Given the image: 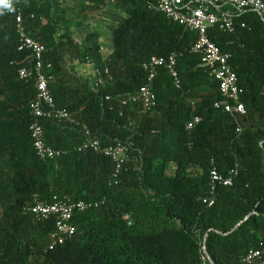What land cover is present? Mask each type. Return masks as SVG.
<instances>
[{
    "label": "trees",
    "instance_id": "obj_1",
    "mask_svg": "<svg viewBox=\"0 0 264 264\" xmlns=\"http://www.w3.org/2000/svg\"><path fill=\"white\" fill-rule=\"evenodd\" d=\"M12 6L15 11L0 14V264H204V245L207 264H248L249 250L264 245V21L246 13L236 17L246 27L235 34L209 31L232 53L244 90L246 114L233 116L215 107L225 98L193 51L198 32L145 0H12ZM110 6L117 14L108 26L113 49L106 58L98 32L80 41L71 26H61ZM19 14L46 47L57 106L79 122L40 119L46 143L65 151L56 159H40L33 144L36 81L21 79L19 70L34 55L19 51ZM171 54L182 86L161 67L152 82L158 104L144 113L141 101L129 100L149 82L144 65ZM89 62L108 68L112 79L94 88L91 77L77 72ZM195 116L201 122L187 129ZM85 127L105 145H131L118 180L111 158L82 147ZM236 166L234 183L218 186L214 205L204 203L212 168L229 175ZM36 196L103 203L77 212L74 237L54 246L56 218L32 214Z\"/></svg>",
    "mask_w": 264,
    "mask_h": 264
},
{
    "label": "built area",
    "instance_id": "obj_2",
    "mask_svg": "<svg viewBox=\"0 0 264 264\" xmlns=\"http://www.w3.org/2000/svg\"><path fill=\"white\" fill-rule=\"evenodd\" d=\"M150 8L164 13L168 18L188 28L198 32V40L193 47V51L201 56V62L210 74L219 82L220 92L225 98L224 102H216L215 107L233 116L245 115L246 108L241 102V96L244 90L239 85V78L234 70L231 59L232 53L222 49L210 37L211 28H219L224 32L235 34L238 27H246L245 22L237 24L236 17L246 13L257 14L264 21V0H145ZM225 8H232L234 11H227ZM17 32L20 38L19 51H32L34 61L28 67H22L19 70L21 79L33 78L36 81L37 98L33 105V115L35 121L30 129L32 132L33 144L40 159L50 160L61 157L65 151L55 149L49 146L45 140V129L40 122L42 118H57L66 120L70 123L78 124L77 119L66 109H60L55 101L53 94L49 89V80L52 75L48 71L52 68L51 63H46L44 54L46 47L36 41L27 32L22 15L17 17ZM92 68V85L98 88L106 83L107 78L112 79L108 68L95 66L93 62L88 63ZM149 72L148 83L140 88L138 94L130 97L133 103L142 102V111L147 113L152 111L158 104V97L154 90L152 82L156 78L161 67L166 68L174 80L175 85L181 88V77L177 69V58L175 54L169 57H153L144 65ZM129 100L123 103L127 104ZM201 122L200 116H195L193 120L187 123V129H193ZM88 135L83 143L84 149H92L100 155L111 158L116 164L114 178L118 180L120 174L130 160L131 145L118 141L116 144L105 145L101 140L93 138L91 131L85 127ZM237 166L233 168L229 175L222 174L217 167H213L210 172L211 193L209 197L203 199V202L209 206L215 203V193L220 185L231 186L234 178L238 175ZM103 201L86 202L83 200L74 201L68 196H54L52 201L35 197L34 203L29 210L40 220L56 218V230L52 234L53 245H61L71 240L76 228L73 224V218L77 212H85L90 209L98 208ZM205 253V251H204ZM204 264H207L209 257L203 256ZM244 262L248 264H264V245L259 248H253L244 257Z\"/></svg>",
    "mask_w": 264,
    "mask_h": 264
},
{
    "label": "rangeland",
    "instance_id": "obj_3",
    "mask_svg": "<svg viewBox=\"0 0 264 264\" xmlns=\"http://www.w3.org/2000/svg\"><path fill=\"white\" fill-rule=\"evenodd\" d=\"M111 13V14H109ZM117 12L110 7H107L104 14L101 13L97 16H92L86 12L79 13V16H75L73 20L68 19L61 23V26H71L73 34L78 40H83V37L89 32H98L101 36L100 40L102 42L103 54L102 56L108 55L113 49L112 38L108 30V26L114 23V14ZM77 72L82 74L84 77H91V67L89 64H80Z\"/></svg>",
    "mask_w": 264,
    "mask_h": 264
},
{
    "label": "clouds",
    "instance_id": "obj_4",
    "mask_svg": "<svg viewBox=\"0 0 264 264\" xmlns=\"http://www.w3.org/2000/svg\"><path fill=\"white\" fill-rule=\"evenodd\" d=\"M4 10L9 12L15 11L12 6V0H0V14H3Z\"/></svg>",
    "mask_w": 264,
    "mask_h": 264
},
{
    "label": "water",
    "instance_id": "obj_5",
    "mask_svg": "<svg viewBox=\"0 0 264 264\" xmlns=\"http://www.w3.org/2000/svg\"><path fill=\"white\" fill-rule=\"evenodd\" d=\"M204 244H206V238H205V240H204ZM204 251H205V254L209 257V254H208V252H207V250H206L205 245H204ZM209 259H210V257H209Z\"/></svg>",
    "mask_w": 264,
    "mask_h": 264
},
{
    "label": "crops",
    "instance_id": "obj_6",
    "mask_svg": "<svg viewBox=\"0 0 264 264\" xmlns=\"http://www.w3.org/2000/svg\"><path fill=\"white\" fill-rule=\"evenodd\" d=\"M111 9H112V8H111ZM101 54H103V48H102ZM109 54H110V53H109ZM109 54H108V55H109ZM108 55H106V56L103 55V57L106 58V57H108ZM91 76H92V68H91Z\"/></svg>",
    "mask_w": 264,
    "mask_h": 264
}]
</instances>
